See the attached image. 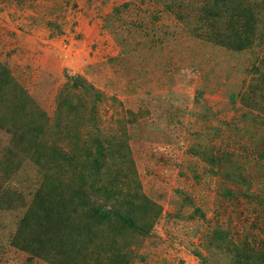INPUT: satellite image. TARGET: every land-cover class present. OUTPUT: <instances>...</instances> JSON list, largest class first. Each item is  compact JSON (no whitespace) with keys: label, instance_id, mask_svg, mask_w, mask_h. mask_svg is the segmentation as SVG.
Here are the masks:
<instances>
[{"label":"rangeland","instance_id":"374dc122","mask_svg":"<svg viewBox=\"0 0 264 264\" xmlns=\"http://www.w3.org/2000/svg\"><path fill=\"white\" fill-rule=\"evenodd\" d=\"M0 264H264V0H0Z\"/></svg>","mask_w":264,"mask_h":264},{"label":"trees","instance_id":"16d2710c","mask_svg":"<svg viewBox=\"0 0 264 264\" xmlns=\"http://www.w3.org/2000/svg\"><path fill=\"white\" fill-rule=\"evenodd\" d=\"M28 141H26L27 144ZM16 151L15 149L10 150V152ZM4 166L9 167V161L6 160L4 162ZM17 170V169H16ZM13 171V170H12ZM10 169H2V173L5 174V178L10 177V173H12ZM17 201H20V198H17ZM57 201L54 197L47 195L46 193H34L33 199L29 204L28 213L31 215V219L29 218V214L25 213V217L23 222H25L26 230L29 232V238L23 237L25 234L22 230H19L20 233L17 234V238L19 237L20 240L18 245L22 246L21 248H28V243L30 245H36L38 248L44 249V244L48 242V240L44 239L46 235L49 233L51 240H58L63 245L72 244L69 238L72 237L71 233L74 231L71 227V224L77 219L75 216H70L69 212L74 210L76 206L72 205V202L68 205L66 209V217L64 220H61V210H59L60 206H57ZM24 206V205H23ZM95 209V212H94ZM86 214V212H85ZM112 215V211L107 209L106 207H94L93 208V216H90V220L94 219L101 224L105 218H108ZM29 219L31 221H29ZM29 221V222H28ZM30 224V225H29ZM83 225V223H82ZM88 225V222H87ZM49 227V228H47ZM81 230H84L86 226H79ZM24 229V227H23ZM37 229V230H36ZM25 231V230H24ZM88 231V226H87ZM29 245V246H30ZM28 250V249H27ZM61 251V250H60ZM63 253V251H61ZM124 257V256H122ZM68 260H71V257H65Z\"/></svg>","mask_w":264,"mask_h":264}]
</instances>
